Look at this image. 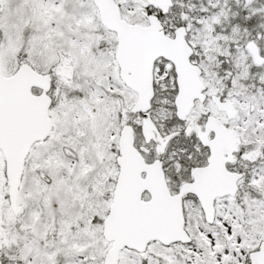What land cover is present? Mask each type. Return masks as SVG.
Wrapping results in <instances>:
<instances>
[{
    "label": "snow or ice",
    "instance_id": "snow-or-ice-1",
    "mask_svg": "<svg viewBox=\"0 0 264 264\" xmlns=\"http://www.w3.org/2000/svg\"><path fill=\"white\" fill-rule=\"evenodd\" d=\"M0 264H264V0H0Z\"/></svg>",
    "mask_w": 264,
    "mask_h": 264
}]
</instances>
